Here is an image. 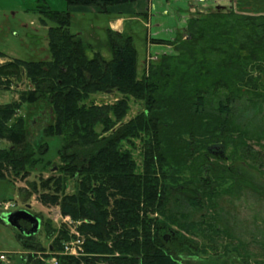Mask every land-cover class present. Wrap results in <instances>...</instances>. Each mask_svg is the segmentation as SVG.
Here are the masks:
<instances>
[{
    "label": "trees",
    "instance_id": "1",
    "mask_svg": "<svg viewBox=\"0 0 264 264\" xmlns=\"http://www.w3.org/2000/svg\"><path fill=\"white\" fill-rule=\"evenodd\" d=\"M131 1L65 0L69 6L101 11ZM247 3L235 0L229 10L190 17L183 34L154 41L171 46L173 53L148 61L141 78L131 36L108 29L110 59L97 50L89 58L91 46L68 30V11L37 6L54 23L47 30L50 59L14 58L0 64V89H8L11 79L22 74L30 83L18 101L0 104V139L11 144L0 149V178L8 172L26 178L40 164L47 146L33 144L29 132L36 120L27 126L17 110L22 103L45 104L49 110L39 130L44 137H63L57 151L62 165L58 174L31 181L23 190L27 197L37 194L42 205L58 206L63 216L81 221L80 255L55 254L58 264H186L196 249L172 227L181 225L169 207L202 206L205 191L225 178H232L237 188L256 189L242 176V164L236 167L233 154H224L229 145L237 152L244 143L242 134L234 137L226 119L205 112L207 95L223 92L218 111L227 114L240 87L264 86V15L244 11ZM106 91L121 97L109 105L90 102L91 96ZM129 96L143 103V111L119 124ZM142 135L139 170L122 145ZM228 159L229 165L222 164ZM74 175L80 179L78 187L68 194L65 178ZM16 238L24 250H35L25 256V264H49L37 257L43 247L32 241L33 235L16 233ZM66 239L62 228L49 248L61 251Z\"/></svg>",
    "mask_w": 264,
    "mask_h": 264
},
{
    "label": "rangeland",
    "instance_id": "2",
    "mask_svg": "<svg viewBox=\"0 0 264 264\" xmlns=\"http://www.w3.org/2000/svg\"><path fill=\"white\" fill-rule=\"evenodd\" d=\"M44 4L56 11H68V30L80 34L82 40L91 46L87 52L89 58L97 50L106 60L110 59L104 14L88 8H74L67 5L65 0H0V52L5 54V58L0 59V64L14 58L24 61L50 59L47 30L54 23L38 11L37 6ZM237 6L239 4L235 7ZM243 7L247 13L264 15V0H248ZM226 10L227 7L223 11ZM137 24L132 26V35L137 50V77L141 78L146 71L147 61L155 63L157 57H146L144 37L148 29ZM168 49L170 53L172 47ZM261 81L264 82L263 79ZM256 87H240L227 114H220L218 111V100L223 92L205 97V112L215 117L222 116L221 119L218 118L221 121L226 119L234 130V137L238 133L242 134L244 143L237 152L233 145H229L224 154H233L237 160L236 167L242 164V176L248 177V181L256 189L237 188L232 178H225L205 191L206 199L202 206L193 208L183 203L169 207V212L176 215L181 225L173 224L172 227L186 235L192 241L193 249H196L187 255L186 264H264V86L260 84ZM29 88L30 83L23 74L20 78H12L8 89H0V104L18 101L20 92ZM120 97L114 91L98 92L91 96L90 102L109 105ZM40 106L45 109L42 110ZM47 110L49 109L43 103H22L17 110V116L23 117L27 126L36 120L29 133L31 138L35 137L32 139L33 144L41 147L46 145L47 151L39 155L40 164L26 178L22 179L20 174L10 172L0 178V255L4 254L6 257L4 260L0 259V264H25V256L35 252L23 249L16 238L19 231L4 219L6 214L18 210H26L39 220V229L33 234L32 241L43 247L42 251H36V255L46 263L58 264L55 254L78 257L82 249L83 237L77 231L81 221L63 220L58 206H44L38 201L37 194L27 197L23 190L28 188L31 181L38 182L40 178L58 174L62 165L57 151L63 144V137H44L39 130L46 120L41 117ZM142 111L143 103L129 96L128 110L119 124ZM100 129L101 126L97 125L96 131L99 132ZM143 136L132 138L122 145L131 154L139 170L142 165ZM10 146L7 140L0 139V149H8ZM242 153L247 154L245 159ZM230 162L228 159L222 164L229 165ZM259 172L262 174L258 175ZM182 176L184 177L183 174ZM65 180V192H75L79 177L66 176ZM62 228L67 231L68 239L62 241L61 251H52L49 246Z\"/></svg>",
    "mask_w": 264,
    "mask_h": 264
},
{
    "label": "crops",
    "instance_id": "3",
    "mask_svg": "<svg viewBox=\"0 0 264 264\" xmlns=\"http://www.w3.org/2000/svg\"><path fill=\"white\" fill-rule=\"evenodd\" d=\"M228 1V3H226ZM235 0H135L107 6L101 11L96 6H80L81 10H92L105 15L106 29L121 32L131 36L132 26L139 23L148 29L144 37L146 57L156 58L162 54H170L166 44L156 43V40H173L183 34L186 21L211 10H227ZM137 24V25H139ZM134 45V44H133ZM136 49V48H135ZM137 53V50H136ZM145 57V58H146ZM147 59V58H146Z\"/></svg>",
    "mask_w": 264,
    "mask_h": 264
},
{
    "label": "water",
    "instance_id": "4",
    "mask_svg": "<svg viewBox=\"0 0 264 264\" xmlns=\"http://www.w3.org/2000/svg\"><path fill=\"white\" fill-rule=\"evenodd\" d=\"M4 219L10 225L15 227L19 233L25 235H33L39 229V220L28 213L26 210H18L9 214H6ZM20 220H25L29 223V228H26L20 224Z\"/></svg>",
    "mask_w": 264,
    "mask_h": 264
},
{
    "label": "flooded vegetation",
    "instance_id": "5",
    "mask_svg": "<svg viewBox=\"0 0 264 264\" xmlns=\"http://www.w3.org/2000/svg\"><path fill=\"white\" fill-rule=\"evenodd\" d=\"M20 223H21L24 227L28 228L29 223H28L27 221H25V220H20Z\"/></svg>",
    "mask_w": 264,
    "mask_h": 264
},
{
    "label": "built area",
    "instance_id": "6",
    "mask_svg": "<svg viewBox=\"0 0 264 264\" xmlns=\"http://www.w3.org/2000/svg\"><path fill=\"white\" fill-rule=\"evenodd\" d=\"M59 215H60V213H59ZM62 215V214H61ZM64 217V219L63 220H70V218L69 217H67V216H63ZM67 249V248H66ZM5 257H4V255H0V259L1 260H3Z\"/></svg>",
    "mask_w": 264,
    "mask_h": 264
}]
</instances>
